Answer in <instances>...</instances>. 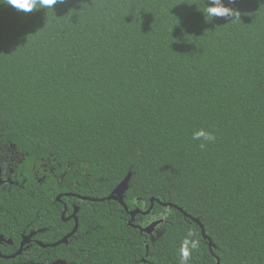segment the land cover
<instances>
[{
    "label": "trees",
    "instance_id": "obj_1",
    "mask_svg": "<svg viewBox=\"0 0 264 264\" xmlns=\"http://www.w3.org/2000/svg\"><path fill=\"white\" fill-rule=\"evenodd\" d=\"M3 2L0 149L18 156V184L0 190V213L12 239L58 227L47 214L60 194L94 199H68L74 237L22 264H179L189 231L188 264H216L200 227L157 201L199 219L220 264H264V0H224L241 14L231 22H210L204 0H64L28 14ZM199 129L215 137L203 148ZM128 173V210L154 200L132 221L99 201ZM158 220L154 240L131 226Z\"/></svg>",
    "mask_w": 264,
    "mask_h": 264
},
{
    "label": "flooded vegetation",
    "instance_id": "obj_2",
    "mask_svg": "<svg viewBox=\"0 0 264 264\" xmlns=\"http://www.w3.org/2000/svg\"><path fill=\"white\" fill-rule=\"evenodd\" d=\"M16 159H18V156H16L15 159H12V148L0 149V179L2 181V184L0 185L1 191H10L13 185L18 184L16 181V173L14 168H12V162L14 160L17 161ZM71 197L78 199L76 195L72 193H65L56 196L55 201L62 206V209L57 214H47L58 218L57 221L54 220L58 227L29 231L23 230L15 241L17 242L16 246L14 240L12 239V213H0V217H3L2 219L0 218V236L4 239L0 242V259L11 260L12 263L22 264L24 263L21 261L23 253L29 251L33 246H36L38 249L43 250V254L47 257L44 258V260L47 261L50 256L53 257L52 254H54V249L58 248L60 245L68 244L74 237L79 224V208L73 202H67ZM61 224H64L66 227H63L62 231L57 230V233H55L56 228H59ZM74 228H76L75 232H73ZM157 230L158 229H156L153 234H150L152 235V240L157 237ZM63 240L65 241L63 242ZM19 250L21 253L12 257V255L18 253ZM5 252H7V254H5ZM15 259H19V261ZM57 261L66 262L64 259L56 257L53 258L52 261H48L47 264L56 263Z\"/></svg>",
    "mask_w": 264,
    "mask_h": 264
},
{
    "label": "clouds",
    "instance_id": "obj_3",
    "mask_svg": "<svg viewBox=\"0 0 264 264\" xmlns=\"http://www.w3.org/2000/svg\"><path fill=\"white\" fill-rule=\"evenodd\" d=\"M236 0H227L228 4H234ZM6 5L11 6L20 13L28 14L34 13L38 10L51 9L57 4L64 3V0H4ZM203 16H207L211 22L214 18H232L240 19V12L233 8L225 6L224 0H204V8L199 11ZM192 139L200 142V147L203 148L206 143L214 141L215 137L204 129L196 130L192 133ZM194 233L189 231L185 238L182 240L179 249V264H188L193 251H196L199 247V240L193 239Z\"/></svg>",
    "mask_w": 264,
    "mask_h": 264
},
{
    "label": "water",
    "instance_id": "obj_4",
    "mask_svg": "<svg viewBox=\"0 0 264 264\" xmlns=\"http://www.w3.org/2000/svg\"><path fill=\"white\" fill-rule=\"evenodd\" d=\"M130 176H131V174L128 173L127 176L124 178V180L112 191V193L108 197H106L105 199H101L99 201L100 202H103V201H115V202H117L118 204H120L124 208V210L126 211V213L131 217V221H132L137 214H141V215H147V214H149L150 211H151V209H152L154 200H151V207L148 210H146L145 212H142V211H140L138 209L133 210V211H129L128 208H127V206L124 204V195H125V192L128 189V184H129ZM1 184H2V181L0 179V185ZM77 198L80 199V200H82V201H90V200L91 201H94V199H90L88 197H83V196H77ZM157 203L159 205L165 207V208H173V209L178 210L179 212L183 213V215H185V217L189 218L194 223H196L200 227V229H201L203 238L208 242L210 252L212 253V255L217 260V263L216 264H220V261H219L218 257H216L215 254H213V252H212V250L215 249V246L212 243V240L210 239V237H208L206 235L205 230H204V227L200 223L199 219L192 218L188 214L184 213L182 211V209L178 208L175 205H172V204H164V203H161L160 201H157ZM131 221H130L129 224H131ZM162 222H163L162 220H158V221H155V222L151 223L150 225H147L146 227L133 226V225H131V226L133 228L139 229L141 232H144L146 234H153V232L156 230V227L158 225H160ZM75 230H76V228H74V231L73 232H75ZM3 240L4 239L0 236V242H2ZM64 241L65 240H63V242ZM20 253H21V251L19 250L18 253L12 255V257L17 256ZM52 264H68V263L63 262V261H57L56 263H52Z\"/></svg>",
    "mask_w": 264,
    "mask_h": 264
},
{
    "label": "rangeland",
    "instance_id": "obj_5",
    "mask_svg": "<svg viewBox=\"0 0 264 264\" xmlns=\"http://www.w3.org/2000/svg\"><path fill=\"white\" fill-rule=\"evenodd\" d=\"M16 158V156H14ZM158 232V231H157Z\"/></svg>",
    "mask_w": 264,
    "mask_h": 264
}]
</instances>
